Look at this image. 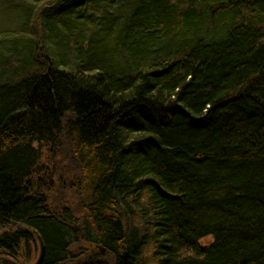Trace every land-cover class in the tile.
<instances>
[{
	"label": "trees",
	"instance_id": "obj_1",
	"mask_svg": "<svg viewBox=\"0 0 264 264\" xmlns=\"http://www.w3.org/2000/svg\"><path fill=\"white\" fill-rule=\"evenodd\" d=\"M18 1L0 264L34 235L41 264H264V0Z\"/></svg>",
	"mask_w": 264,
	"mask_h": 264
},
{
	"label": "rangeland",
	"instance_id": "obj_2",
	"mask_svg": "<svg viewBox=\"0 0 264 264\" xmlns=\"http://www.w3.org/2000/svg\"><path fill=\"white\" fill-rule=\"evenodd\" d=\"M29 7H31V5L29 6L27 4L25 5L21 4L19 3L18 0H0V33L3 32L7 34V32H11L12 30H15L17 27H19V25L22 22L21 12L23 11V9L26 10ZM4 41L7 43L8 48H5L4 51H0V54L4 55L5 58L10 57L14 59V52H12L13 55L10 56L7 55L9 52H11L9 45L11 43L10 39L6 38L4 39ZM24 42L25 41H20L19 45L24 44ZM45 150L46 149L44 147L41 149L42 158L41 161L39 162V167L37 171L39 179L43 178L44 186L53 188L52 192L50 193L52 199L55 197L61 198L63 199V201L67 202L68 205L74 207L73 208L74 211L76 210L80 211L78 210L80 208V201H81L80 197L77 194L71 192L70 190H64L61 188V185L58 182V178H60L59 176L60 174H56L55 176L52 175L51 173L48 174L49 171L52 169V164L50 163V158H48V156L46 155ZM56 161L59 162V159H56ZM61 166L63 165L61 164ZM48 175L51 176V178H49ZM209 240H210L209 238L203 239L202 244H204V242H209ZM88 247L89 246L87 244L80 243L78 245H73L72 250L73 252L77 253L80 251H84V249ZM39 253H40L39 241L36 235H34V242L28 244V246H26L25 248L22 247L21 250H19L18 259L16 260L12 258L10 259L13 263L16 261L18 264H35L39 257ZM77 261L78 260H73L72 264H78Z\"/></svg>",
	"mask_w": 264,
	"mask_h": 264
},
{
	"label": "water",
	"instance_id": "obj_3",
	"mask_svg": "<svg viewBox=\"0 0 264 264\" xmlns=\"http://www.w3.org/2000/svg\"><path fill=\"white\" fill-rule=\"evenodd\" d=\"M39 245H40V253H39V257H38L35 264H41L43 257H44V246H43L41 240H39Z\"/></svg>",
	"mask_w": 264,
	"mask_h": 264
}]
</instances>
